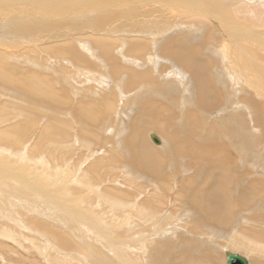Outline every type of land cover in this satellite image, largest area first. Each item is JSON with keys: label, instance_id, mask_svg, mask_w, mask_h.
Wrapping results in <instances>:
<instances>
[{"label": "bare ground", "instance_id": "obj_1", "mask_svg": "<svg viewBox=\"0 0 264 264\" xmlns=\"http://www.w3.org/2000/svg\"><path fill=\"white\" fill-rule=\"evenodd\" d=\"M23 1L24 0H22V2ZM68 1H71V0H68ZM104 1H106V0H104ZM166 1L167 0H165V2ZM179 1L176 0V2H179ZM226 1H228V0H226ZM255 1L254 0H251V1L250 0H237L234 2L233 0H231V2H225L224 6L225 5L229 6V4L233 5V3L237 4L236 5L237 10H235V8H234L235 13L241 14V16L244 19L249 20L254 24H258V22H260L261 24L257 25L258 27H260V25H264V0H260L261 4H259V5H256ZM10 2L13 3L15 1L12 0ZM56 2H55V4H56ZM134 2H136V1H134ZM145 2H147V1H145ZM145 2H144V4H145ZM172 2H173V0H172ZM186 2H187L186 3L187 5H186L185 9H187V10H185L184 7H183V9L181 8L180 10H185L188 13L190 12V13H193L195 16H197L195 18L196 23L208 24L207 22H210L208 24L209 26L207 29L209 32H206V35H208V36L210 35V38H209L210 40L208 42L204 43L201 41L200 44H197V43L193 44L191 42L190 37H188V38L186 37L185 41H184V42H186L185 44H182L179 41L175 42V41H170V39H166V42H168V44L166 46L163 45V47H162L161 45H156L154 47V45L152 44V41H151V43L146 42V41L141 42L142 40L135 38L138 36H134V38L130 37L131 38L130 40L120 41L118 39V41L117 40L113 41V40L104 38V36L103 37L102 36L101 37L100 36L93 37L92 33H90L92 35V38H94V41H92L93 39L90 40V41L94 42L93 47H90L89 45H86V44H80L79 46H76V44L74 42H70V43H66L64 46H63V44H61L63 46L61 48H53V50L57 51L56 53H59L60 55L61 54L67 55V57H69L68 59H70V60L75 55V59L77 60V62L79 64L82 63L85 66L86 65L89 66L92 64L91 67L93 69H95L97 67V66H95V64H96L95 59L97 58L98 61L100 62L99 67H101L100 68L101 71H99L100 76H104L102 79L106 83H111V81L113 79V82L118 81V83L123 86V83L126 82V81H124L125 78L128 76H132L133 78H131V80H130L132 83V86H133L132 88L136 87L135 92H137L138 93L137 95H139V97H136L137 95L134 94L135 99H134V97H131L132 99H134V103L138 104L137 101L142 102L141 99H145L144 97H146V99L148 98L151 100V102H152L151 106H154V109H157V111L154 110L157 113L153 112L154 114H157L156 117H154L155 115L153 116L152 113H151V116H153V117H151V118L149 117V114L148 115L146 114V116H145V112H143L144 115L139 114L140 116H137V117L135 116V118L133 119L134 125H135V132L133 131L134 133L129 135V137H127V135H125L126 133L124 134L125 136L122 134L125 137V139H124V137L121 138L122 135L121 136L119 135L120 138L116 139L115 142H113L114 146L119 147V146H121L120 144L124 143V141H125V144L128 143V145H130L133 148L134 153L132 154L131 160L140 169V170L138 169L139 172L140 171L142 172L141 174H139L140 175L139 178L141 180H145V182H146L145 184L148 186L146 187L145 184L142 185V181H139L138 183H140V185H138L139 187L137 189V192H135L136 189L133 191L134 186H136L135 182H134L135 179H134V177L131 176L132 173L131 174L129 173V175L131 176V179H130L131 181L129 182V185L127 184V186H129L128 187L129 189L126 188V190H131V191H125V193H124V192L119 191V189H118V191H115V189H114V191H112V192L107 190V194H106L107 197L105 199H109L108 202L112 206H109L108 202L106 203V200H102L103 194L99 195V196H97L98 195L97 194L96 196L89 197V199L86 202H84L85 204H83V206L85 207L84 209H86V207H91L97 203H99V206H100L101 202L103 201L102 202V204H103L102 210H103L104 214L102 215V219L107 221L109 224H112V223H116L119 220L121 221V218H122L124 220V222L127 223V226H128V227H126V229H127L126 233H130L132 231L131 227L133 225H135V223L140 224L139 223L140 221L142 222V221H146L149 219H155L157 217V219L159 221L166 223L167 222L166 219L169 218L170 216H172V214H173L172 210H168V209L174 208L176 205H182L185 209L191 208L194 211H196L195 217H194L195 222H196L195 224L198 223L201 226H204L205 228H207L208 230H214V231L218 232L219 234L218 235H210L209 237H206L204 233H202L203 235H187L186 234V236H184V240L178 239V241L175 242L178 244L173 243V247L172 246L170 247V249L171 248L176 249L175 251L178 252V253L176 252L175 256H174V260H175L176 264H224L225 260L221 256V249H224V248L226 249V254L228 252H232L231 250L230 251L228 250L229 248H233L234 250H242V251L248 253L249 256H251L249 258H251L252 264H264V253L261 255V251L264 252V235H263V232H264L263 226L264 225L263 226L259 225V227L263 228V229L261 228L263 231H261V229L257 227V230L253 231V233H252L253 235H251L250 238L244 237L245 236L244 234H243L244 236L238 235V230H237V227L240 226L243 223V221H245V218H246L244 216L245 211H242L243 208L240 209V206L245 205L246 207H248L252 211V212L250 211L251 213H255V214H256V211L258 210L257 208H259V211H260V208L264 207V157L258 158L259 159V161H258L257 159H254L253 155H252L253 158H249V157H251V155H248L250 153L247 154L245 152L249 148L248 143L251 144V141H253L256 145H258L261 142H264V104H263V101L261 100V97H260V96L264 97V36L259 33V31L257 30L258 27L256 28V31H255L251 28V25L248 22H247V24L249 25L248 28L239 27V33L237 35L238 30L236 32V30L234 28L235 26H232L234 24L229 25L228 23H226L227 20L224 21V19L228 17L227 14H226L227 17L224 18V16H223L222 19L223 18L224 19L220 20V16L215 15L213 13V12H216V10H214L213 7H212V10H214V11H211V7L209 9L208 6H206V4L204 5L202 2H199L198 0L197 1L186 0ZM91 3H92V1H91ZM120 3L121 2H119V6H120ZM159 3L162 4L161 1H159ZM168 3L169 2H167V4ZM184 3H185V0H184ZM184 3L181 2V4H184ZM235 4L233 6H230V7H232V8L235 7ZM6 5H7V3H6ZM27 5H28V3H27ZM52 5H53V2H52ZM64 5H66V4H64ZM96 5L99 6L101 4H96ZM48 6H49V4H48ZM105 6H108V4H104L103 6H101V8H104ZM154 6H155V4H154ZM169 6L170 5H168V7H167V5H166L167 8H169ZM5 7H7V6H5ZM157 7H160V6L156 5V8ZM180 7H182V6H180ZM19 8H21V7H19ZM25 8H28V7H25ZM107 8H109V7H107ZM133 8H134V6H133ZM141 8H139V9H141ZM149 8L146 11V12H148V14L150 13ZM222 8L225 10L227 9L226 6L222 7ZM134 9H136V6ZM175 9H176V7H175ZM178 9H177V12H178ZM152 10H151V13L154 12ZM10 11H11V9H9L8 12L6 10V12H4V13H6L8 15V18L5 19V21H0V43L7 42L8 41V40L6 41L7 37L8 38L9 37H15V39H17L19 42L32 38L33 35L35 34L36 30H37V25L35 23L36 21L33 20L34 18L32 19V17H30L29 15H26L27 17L25 18V17L21 16L22 14L20 12H16L17 10L11 11V13H10ZM34 11H32V12H34ZM104 11L106 12V10H104ZM185 11H183L182 13H184ZM234 11H230V13H232ZM109 12H113V11H109ZM144 12L145 11L143 10V14H145ZM171 12L174 13L173 11H171ZM128 13H130V12H128ZM159 13L161 15V12H159ZM178 13H180V12H178ZM188 13L186 14V12H185V15L188 16ZM85 14H87V13H85ZM132 14H134V12L131 13V15ZM140 14H141V12H140ZM155 14H157V13H155ZM222 14H223V12H222ZM69 15H71V14H69ZM111 15L112 14H110V16ZM160 15H159V18H160ZM179 15L177 14V16H179ZM182 15H184V14H182ZM194 15H193V17H194ZM42 16H44V15H42ZM98 16H100V15H98ZM145 16H146V14H145ZM161 16H162L161 18L165 17L163 15H161ZM175 16H176V14H175ZM190 16L188 17L189 21L190 22H191V20L194 21L193 19L190 18ZM78 17H80V15H78ZM137 17H138V14H137ZM230 17H228V18H230ZM1 18H2V16H1ZM104 18H105V16H104ZM111 18H113V17H111ZM111 18H110V20H111ZM114 18H115V16H114ZM120 18H123V15ZM188 18H187V20H188ZM259 18L262 20L259 21L258 20ZM138 19H139V17H138ZM141 19H142V16H141ZM117 21H119V20H117ZM222 21H224V22H222ZM231 21L233 22L234 20H231ZM242 21H244V20H242ZM71 22H74V21H71ZM127 22H128V20L126 21V23ZM143 22H145V21H143ZM128 24H130V22H128ZM236 24L238 25L239 23L237 22ZM96 25H98V24H96ZM112 26H114V25H112ZM119 26H121V25H119ZM153 26L155 27V25H153ZM197 26H198V24L196 25V27ZM129 28H131V27L129 26ZM200 28H201V26H200ZM123 29H124V27H123ZM146 29H147V27H146ZM229 30H231V33H229ZM107 31H108V29H107ZM156 31H158V29ZM195 31H197V30L195 29ZM148 32H150V31H148ZM162 32L163 31L161 30L160 33H162ZM143 33H145V32H143ZM84 34H85V32H84ZM103 34H104V31H103ZM135 34H138V33H135ZM158 34H159V32H158ZM202 34H204V33L202 32ZM197 35H198V33H197ZM197 35H195L196 36L195 38H196V40H199L201 38V36L199 37ZM206 35H203V36L205 37ZM41 36H43V35H41ZM128 36H129V34H128ZM150 36H152V35H150ZM156 36H159V35H156ZM208 36H207V38H208ZM111 38H113V37H111ZM147 38L145 40H148ZM9 39H11V38H9ZM205 40L207 41V39H205ZM211 40L213 43L217 44L218 47L213 48V46L210 45V44H212ZM74 41H76V40H74ZM85 41H83V42H85ZM125 41H126V43L129 42L130 43L129 45L132 46L128 50L127 49L124 50L123 48H125V47L122 48L123 44L125 46L128 45V44H125ZM52 42H54V41H52ZM155 42H156V39H155ZM158 42L159 41L157 40V43ZM13 43H15L14 40H13ZM60 43H61V41H60ZM161 44H165V41L163 40V43H161ZM77 45H78V43H77ZM128 46L126 48H128ZM78 47H80V49L82 51ZM26 48H29V47L26 46ZM26 48H24V49H26ZM31 49H33V48H31ZM117 52L118 53L120 52V54H121L120 56L123 58V62H126L124 65L121 63L122 60H119V62H118V58L116 57ZM54 53H55V51H54ZM122 53H124L125 55H123ZM152 53H155L156 56L152 55ZM15 54H13V55H15ZM27 54H28V52H27ZM26 55H24V56H26ZM33 55L34 54H32V58L34 57ZM126 55L128 57L130 55V57L125 61ZM18 56H19V54H18ZM29 56L31 57V55H29ZM29 56H27V57L29 58ZM167 56L168 57L173 56V57H169L168 59H166ZM27 57H25V58H27ZM160 59H163L164 63H162L160 61ZM29 60H32V59H29ZM165 61L167 64H165ZM4 62H6V61H4ZM20 62L22 64V61H19V63ZM4 65H5V63H4ZM30 66H32V65H30ZM38 68H40V67H38ZM186 68H189L191 72L187 71ZM46 69L48 70V68H46ZM72 70H71V72H72ZM89 70L92 71L91 69H89ZM125 70L129 71V75H127L125 73ZM175 71H177L178 74ZM56 72H58V71H56ZM63 72L64 71H62L61 75L59 74L60 77L62 76V78H63V75H62ZM96 72L98 73L97 70H96ZM11 74H9V72L8 73L5 72L0 67V80H2V82L3 81L6 83L11 82L12 84H14L16 86L22 85V87H24L26 89V90L24 89L25 91L32 92V94H35L37 96H45L48 98V100L51 101V103L53 102V104H55V105L57 104L56 106L59 107V108L56 107L54 109V113L52 114V116L48 122V125L46 124L47 125V127H46L47 133L46 132L45 133L47 134V137L49 139L54 138V141L57 140L58 138H61L62 134L63 135H69L68 131H66V130H68V128L71 131L70 127H72L73 124L71 122H73V121L65 118L66 114H69L71 116L73 115L72 117L76 116L78 118V120L80 119L79 122L82 120L83 122H87V121L91 122L92 125H93V123H95L96 127L93 126V128H95V131L97 130V133L99 135H100V132H103V131H101L103 128V126L101 124H103V125L108 124L110 126L111 130H109L106 134H107V136H110V139H105V138H101V137L99 139H100V141L107 140L106 142H109V144H111L109 140H111L113 136L116 138V134L118 132H121V130H124V129H122V127L124 125L128 126V124H130L132 121L131 117L133 114H131V112H133V111H132L131 107L135 106V104L133 103V100L131 102V103H133L132 105H130V104L127 105V107L128 106L130 107L129 109L127 107H125L123 109V104L119 102V98H118V95H120V93L118 95H117V93H115L116 89H114V90L112 89V86H113L112 84H111L112 85L111 87H110V85L108 86L106 84L107 86H105V84H104V87H106V89L108 87V93L106 94V96H104L102 94V93H105L104 91L102 93H99V92L94 93L95 96L101 97L100 99L97 98L96 102H95V100L93 101V103H89L88 101H87L88 103L85 101L84 102L83 101H77V105L75 107L77 108L79 106L80 108L79 107L77 108V109H79V112L74 113V112L70 111V108L73 107V102L75 103L76 98L74 101L71 100L72 98L70 97V92L73 91V88L70 89L69 85H68L67 89H65V88L63 89L64 95H63V97H60L62 95H58L59 92L57 93L56 88H53L54 86L52 85V83L49 79L45 80V79H43L45 77L41 78L40 76H42V75H40V76L36 75L38 73L32 72V70L29 71L28 73L19 75L18 77L16 76V78L14 77V75H11ZM39 74H40V72H39ZM174 74H177L179 76L178 78L174 77V78H176L175 80H177V81H175L173 79L171 81V78H173ZM80 75H82V74H80ZM46 77H48V76H46ZM64 77L66 78V75ZM192 78H193V80H192ZM228 78L234 79V80L228 81L229 82V84H228V83H226ZM118 79H120V80H118ZM241 79L243 80L242 83L239 81ZM188 80H191V82L190 81L187 82ZM89 81H91V80H89ZM64 82H65V80H64ZM57 83H58V81H57ZM181 83H184L185 85L182 86ZM84 84H86V83H84ZM113 84H115V83H113ZM242 84H245L246 86H248V89L250 91L249 94L245 92V89H243L245 87V85H242ZM121 85H119V86H121ZM129 87H131V86L129 85ZM116 88H118L119 90L118 89L117 90L120 92V88L119 87H116ZM97 89H96V91H97ZM225 90H226V92H225ZM227 90L230 92H227ZM112 91H115V92H112ZM110 92H112V93H110ZM173 93L175 95H172ZM121 95H122V93H121ZM241 95L245 96V100L248 101L250 108L255 110L254 118H255L256 124H254V128L252 130H249V131H247V125L245 124V119H244V116H245L244 113H245L246 108L244 107L243 104H239L237 102V100L239 99V97ZM258 95H260V96H258ZM130 96H132V95H130ZM125 97H126V95H125ZM154 97L161 98V100L156 101L154 99ZM226 98L231 99L233 103L236 102L235 104L238 105L240 108L238 109L236 107H233V109H232V106H235V104H233V105H231L232 110H230V112L227 111L228 109H230V106H228V105L223 106L225 102L224 103L220 102L223 99H225L227 101L228 99H226ZM228 102H229V100H228ZM147 103H149V102L147 101ZM177 105H180V106H177ZM216 105H220V109L219 108L213 109L214 112H212V114H210L209 116L212 115V117H213V122L215 124V125H213V127L215 126L217 128V126H218L220 128V130L219 129L218 130L221 132V135H223L222 134V132H223L225 134V136L223 135L224 137H221L222 140L220 139V136H219V138H217V139H219L218 141L221 140V142L220 143L216 142L217 144H215V141L210 140L211 142H213V144L210 143L211 144L210 145L206 141V139L208 137L203 136L204 131H205V129L203 127L205 125V128H206V124L209 123L208 120H210L211 117L210 118L206 117V119L208 118L206 120L205 115H203V117L200 119H202V121L205 124L202 122L201 124H203V127L200 125V127H202V128H199L197 126V124H199V123H197L196 120L200 117L202 112H199L197 114V112H193V108L204 106V107H206V109L208 108V109L212 110L211 109L212 107L210 108V106H214L216 108L217 107ZM101 106L104 107V110L101 109L102 108ZM138 106H139V104L137 105V107ZM145 106H147V105L145 104ZM151 106H149V107H151ZM75 107L72 109L73 110L76 109ZM140 107H142V109H143V106H140ZM226 107H227V110H226ZM135 108H136V106H135ZM148 108H147L148 111L153 109V108H151V109H148ZM241 109H243V110H241ZM5 110H6V108H5ZM27 110L28 109H26V111ZM138 110H139V107H138ZM182 110H183L184 114H182ZM101 111H103V112H101ZM205 111H209V110H205ZM100 112L103 113V117H100ZM214 114H216V116ZM7 116H9V115H7ZM71 116H69V117H71ZM21 117H22V115H21ZM18 118H19V116H18ZM4 119H5V117H4ZM156 120H157V122H156ZM22 123H23V121L21 122V124ZM179 123H181V125H179L181 127L178 126L179 127L178 128L175 125H177ZM195 123H197V124H195ZM0 124H1V122H0ZM21 124L17 123V124H15V126H13V123H12L13 129L14 130L16 129L15 131L23 134V136L24 135L27 136V133H26L27 130L26 129L21 130V128L23 127V124H22V126H21ZM98 124H99V126H97ZM209 125H210V123L208 124V126ZM258 126H261L262 133L260 131H257ZM210 127H211V125H210ZM125 129H127V128H125ZM152 130H154V131H152ZM212 130L213 129L211 127V131ZM79 131H80V129H79ZM156 131L161 132L160 134L163 136V139H164L163 145L159 146V147L154 146V144L152 145L148 139V136H150L154 132L156 133ZM3 132L0 131V138L2 140H4L5 137L10 138L11 135L4 134ZM122 132L124 133V131H122ZM216 132H218V131L216 130ZM220 132H218L219 135H220ZM146 133H148V135H146ZM218 133H217V135H218ZM94 134H96V133H94ZM207 134H209V130H208ZM17 135H18V133H17ZM95 136H97V135H95ZM206 136H208V135H206ZM209 136H210V134H209ZM215 136H216V134H215ZM185 137L187 138V140H185ZM122 139H124L123 142H122ZM161 139H160V143L162 142ZM58 141H60V139H58ZM90 142H92V141H90ZM51 143H52V141H51ZM109 144H107V145H109ZM126 145H125V148L124 147L123 148L125 149V152L129 153L130 147L126 146ZM52 146L54 147V145H52ZM122 146H123V144H122ZM122 146L120 148H122ZM122 149H118V150L123 153ZM261 149H262V147H260V150ZM121 152H120V154H121ZM51 153H52V156L56 154L55 151L51 152ZM111 153H116V152L115 151L113 152V149H112ZM111 153L109 154L111 156L110 159H112V161L109 162L110 164L116 158V157L114 158V156H112ZM262 156H263V153H262ZM101 157L103 158V156H101ZM121 158H122V156H121ZM106 159H107V157H106ZM124 159L125 158H123V160ZM185 159H187L188 162L190 159H196L194 161L195 164H196V161L198 159H200L201 162H202V160H204L207 162V164L203 165L202 166L203 168L198 169L196 172V175L193 176V178H191L187 181H184V177H182V175H181L182 173H180V172H182L184 170H189V168H192L188 164L185 165V163H184ZM54 160H56L55 157H54ZM127 161H128V159H127ZM38 162H40V161L38 160ZM98 162L100 165H97V166L101 167V163H103V159H101ZM119 162H120V158H119L118 163ZM121 162H122V160H121ZM132 162H131V165L133 166ZM206 162H204V163H206ZM36 163L37 162H35V164ZM177 163H179V165H177ZM56 164H58V163L56 162ZM39 165L40 166L43 165V167H46V166H44V164L41 165V163H39ZM192 165H194V164H192ZM250 165L256 167L254 169V170H256L255 176L254 175L250 176V172L247 171V170H250V169H248V166H250ZM54 166H56V165H54ZM62 166H63V164H62ZM128 166H130V165H128ZM239 166L241 168H243V166H246L247 167V169H245L246 172H239L238 171ZM51 167H52V165H51ZM51 167H47V168L50 169ZM125 167H127V166H125ZM137 167H135V168H137ZM257 168H258V170H257ZM96 169H97V167L95 165V166H93V169H92L93 171L91 170V172L89 171V173H88V171H86V174H90L92 172L98 173V171H96ZM133 169H131V170H133ZM62 170H60V171H62ZM67 170H68V168H67ZM44 171H45V169H44ZM178 171H180V172L178 173ZM25 172H26V170H25ZM48 172H50V171H48ZM48 172H47V174H48ZM64 173L65 172H63V174ZM11 174H12V172H11ZM11 174H9V175H11ZM80 174H81V172H80ZM17 175H18V173H17ZM25 175H26V173H25ZM25 175L23 174L22 176H25ZM95 175L97 176L98 174H95ZM99 175H101L100 172H99ZM0 176H1V174H0ZM62 176H66V175L64 174ZM128 177H127V179H128ZM8 178H10V177H8ZM20 178H22V177H20ZM54 178L56 179V175ZM89 178H90V175L88 177H85V179H83V180L81 179V181L79 182V190L80 191H78V192L81 193L84 191V189H86L87 185L89 184ZM51 179H52V177H51ZM55 179H53V180H55ZM116 179H117V177H116ZM53 180H51V181H53ZM68 181L70 182V180H68ZM118 181H119V178H118ZM72 182H73V180H72ZM93 182H91V183L94 184L95 182L94 183ZM178 183L180 184L179 185L180 187L178 186ZM11 184H12V182H11ZM28 184H30V183H28ZM45 184H46V182H45ZM51 184H53V183H51ZM31 185H33V184H31ZM153 185H155L156 187L154 186L151 190V192L153 191L152 194H150V196L152 195L151 198H144L141 200V203L134 200L135 199L134 194H137V195L140 194L141 197L143 198L141 189L145 190V192H147L148 189ZM88 186L91 187L93 185H88ZM111 188H112V186H111ZM9 189L11 191L9 190L10 191L9 192L7 190L8 193L9 194L12 193V196L16 197L17 199L18 198H24L26 195L24 190L19 189L15 186L10 187ZM104 191H106V190H104ZM48 192H47V194H48ZM101 192H99V193H101ZM75 193H76V191H75ZM110 193H113V194H110ZM9 196H11V194ZM40 196H43V195H40ZM50 196H49V198H50ZM47 197H48V195H47ZM82 197H83V195H82ZM130 200H131V203H133L134 209L131 213L126 214L127 213L126 208L129 206ZM22 205L24 206V204H22ZM94 207H96V206H94ZM166 207H167V209H166ZM93 208H91V209H93ZM76 211H78V210H76ZM91 211H93V210H91ZM96 211H99V208ZM259 211H257V213ZM248 212H249V210H248ZM262 212L263 211H261L259 215L262 214L261 217L264 220V218H263L264 212L263 213ZM70 213L71 214H69V212L67 213L69 216L66 214V217L69 220L74 216V214H72V212H70ZM98 214H99V212H98ZM240 215L242 216L241 218H240ZM78 216H81V215H78ZM86 217H87V215H86ZM239 218H240V220H239ZM258 218L260 219V216ZM135 220H137V221H135ZM252 220H251V218L250 219L247 218V223L245 225L252 224V222L257 223V222H255V221H257L256 218H254V221H252ZM261 222H262V220H261ZM151 223H152V221H150L149 225L154 224V223L153 224H151ZM69 224H71V223H69ZM140 226H141V224H140ZM191 226H192V224H191ZM220 226H222V228ZM251 226H253V225H251ZM254 226H258V224L254 225ZM254 226H253V228L256 229V227H254ZM141 227H143V225ZM195 227L198 230L200 228L198 226H195ZM249 227L250 226H248L247 228H249ZM92 228H93V226H92ZM134 228H135V226H134ZM139 228L137 227V229H139ZM163 228L165 229L166 227L163 226ZM170 228H172V227H170ZM224 228H226V229H224ZM137 229H134V230L140 231ZM155 229L156 228H154V230ZM193 229H192V231H193ZM122 230H124V229H121V231ZM169 230L170 229H168V231ZM250 230H253V229L251 228ZM142 231H144V230H141V232ZM152 231H153V229H152ZM162 231H165V230H162ZM172 231H173V228H172ZM196 231H195V233H196ZM232 231H235L234 235H228L227 236L229 238V240L224 242V247H223L222 246L223 244H221L217 241L218 238L220 237V235H223V233L228 234ZM241 231H243V230H241ZM114 232H115V230H114ZM117 232L119 233L118 235H124L122 232H120V229H118ZM105 233H107V232H105ZM82 234H84V233H81V235ZM162 234H164V233H162ZM191 234H193V233H191ZM165 235H167V234H165ZM175 235H176V233H175ZM58 236H59V234H58ZM246 236L248 237L249 235H246ZM134 237H135V235H134ZM162 237H164V236H162ZM256 237L260 238V239H257ZM97 238H99V237H97ZM182 238H183V236H182ZM202 238H205V240H208V241H201V240H204ZM224 238L226 239V235ZM85 239L86 240H84V241H87V238H85ZM173 241H176V240H173ZM151 243L156 244V242H154V241H152V242L149 241V244H151ZM164 243H165V241H164ZM164 243H163V245H165ZM95 244L96 243H94V245ZM144 244H142V246ZM167 244L169 245V243H167ZM170 244L172 245V243H170ZM133 246L134 245H130L129 246L130 248L128 250H126V254L128 255L129 262L125 263V264H143V263H140V261H139L140 259H138L136 257V255L134 257L132 256L134 253L132 254L130 252V250L132 249ZM145 246H149V245L147 244ZM152 246L154 247V245H152ZM158 246L160 247V245H158ZM158 246H157V248H158ZM149 247L151 248V246H149ZM147 248L144 247V249H147ZM205 248H208V249L205 250ZM151 249H153V248H151ZM159 250L160 251H155L153 249L152 251H150L148 253V258L145 257V255H147V253L144 254L145 251L143 252L141 249H140V251H142V252L140 254L141 255H142V253L144 254V255H142L145 257L144 260H146V258L149 259V260H147V261H149V264H172L173 260H172V262H170L171 259L173 258L172 251L167 252L168 254L165 255L163 252L164 251L163 249H159ZM161 250H163V251H161ZM124 252H125V250H124ZM232 253H235V252H232ZM126 254L124 255L125 257H127ZM142 256H140V257H142ZM141 260H142V258H141ZM145 263H147V262H145ZM249 264H250V262H249Z\"/></svg>", "mask_w": 264, "mask_h": 264}, {"label": "rangeland", "instance_id": "obj_2", "mask_svg": "<svg viewBox=\"0 0 264 264\" xmlns=\"http://www.w3.org/2000/svg\"><path fill=\"white\" fill-rule=\"evenodd\" d=\"M10 1H12V0H0V7H1L0 8V10H1L0 11V21H5V19L8 18V15L6 13H4V12H6V10H7V12L9 9H11V11L17 10L16 12H20L22 14L21 16H23L25 18L27 17L26 15H29L30 17H32V19L34 18L33 20L36 21L35 23L37 25V30H36V32L32 38L27 39L25 41L19 42L17 39H15V37H9L11 39H9L7 37L6 41L7 40L8 41L4 42L6 45L4 43H0V45H1L0 46V49H1L0 50V56H1L0 57V67L5 72H7V73L9 72V74L12 73L11 75H14L15 78H16V76L18 77L19 75L28 73L31 70H32V72L38 73L36 75H39V76L42 75V76H40L41 78L45 77L43 79H45V80L49 79L51 81L52 85L54 86L53 88H56L57 93L59 92L58 95H62L60 97H63V95H64L63 89L64 88L67 89L68 85H69L70 89L73 88V91L70 90L71 91L70 97L72 98L71 100L74 101L76 98L75 103L73 102L72 108H74L77 105V101H83V102L88 101L89 103H93V101L95 100V102H96L97 101L96 99L97 98L100 99L101 97L95 96V94H94L95 92L102 93L104 91L105 93H102V94L104 96H106V94L108 93V87L106 89V87H104V84H105V86L110 85V87L113 85L112 89L113 90L116 89L115 90L116 92L115 91H112V92L117 93V95L120 93V95H118V98H119V102L123 104V109L125 107H127V105H129V104L132 105L134 103L135 95H137L138 93L135 92L136 87L132 88L133 86H132V83L130 81L131 78H133L132 76H128L125 78L124 81H126V82L123 83V86L121 84H119L118 81L113 82V79H112L111 83H106L102 79L104 76H100L99 71H101L100 70L101 67H99L100 62L98 61L97 58L95 59L96 60L95 66H97L99 69L97 67L95 69H93L91 67L92 64L89 66L88 65L85 66L82 63L79 64L77 62V60L75 59V55L72 58L73 60L72 59L70 60V59H68L69 57H67V55L61 54L62 55L61 56L59 53H56L57 51L53 50V48H61L66 43H70V42H74L76 44V46H79L80 44H86V45H89L90 47H93L94 42H92V41H94V38H92V35H93V37H97V36L103 37L104 36V38H107V39H110L113 41L114 40L118 41V39L120 41L130 40L131 38H134V36H138L135 38L142 40L141 42L146 41V42L151 43V41H152V44L154 45V47L156 45H161L162 47H163V45L166 46L168 44V42H166V39H170V41H175V42L179 41L182 44L186 43V42H184L186 37L187 38L190 37L191 42L193 44H196V43L200 44L201 41L206 43L210 40L209 39L210 35L209 36L206 35V32H209L207 29L209 26L208 24L210 22H207L208 24L196 23L195 18L197 16H195L193 13H190V12L188 13L187 11H185V10H187V9H185L186 5H187L186 0H185V3H184V0L183 1L177 0L180 3L176 2V0H173V2H172V0L171 1L167 0L166 2H165V0H125V1L124 0H113V1L112 0H110V1L109 0H106V1H104V0H101V1L100 0H71V1H68V0H55V1L54 0L53 1L52 0L51 1L50 0H43V1L42 0H26L25 1L24 0L23 2H22V0H14L15 1V2H13L14 4ZM91 1H92V3H91ZM134 1H136V2H134ZM145 1H147V2H145ZM159 1H161L162 4H160ZM195 1H197V0H195ZM198 1L202 2L204 5L206 4V6H208L209 9L211 7V11L216 10V12H213V13L215 15L220 16V20H223L225 17H227L226 14L228 15V17L231 16L230 18L227 17L228 19L225 18L224 21L229 20L228 22L226 21V23H228L229 25L234 24L232 26H235L234 28H235L236 32L238 30L237 35L239 33V27L248 28L249 25L247 24V22L251 25V28L255 31H256V28L258 27L257 25L261 24L260 22H258V24H254L251 21L244 19L241 16V14L235 13L234 8H235V10H237L236 9L237 4H235V3H233V5L235 4V7L232 8L230 6H233V5L229 4V6L225 5L228 10L223 9L222 7H225L224 3L225 2H231V0H228V1H226V0L225 1L224 0H213V1L212 0H198ZM233 1L235 2L237 0H233ZM52 2H53V5H52ZM55 2H56V4H55ZM119 2H121L120 6H119ZM144 2H145V4H144ZM167 2H169V3L167 4ZM181 2H183L185 5L181 4ZM6 3H7V5H6ZM27 3H28V5H27ZM255 3H256V5L261 4L260 0H256ZM48 4H49V6H48ZM64 4H66V5H64ZM96 4H101V5L98 6ZM104 4H108V6L101 8V6H103ZM154 4H155V6H154ZM156 5H159L160 7L156 8ZM166 5H167V7H168V5H170L169 8H167ZM5 6H7V7H5ZM133 6H134V8L136 6V9L137 8L138 9L137 10L134 9ZM180 6H182V7H180ZM19 7H21V8H19ZM25 7H28V8H25ZM107 7H109V8H107ZM141 7L142 8L144 7V8L142 9ZM175 7H176V9H175ZM183 7L185 10H180L181 8L183 9ZM212 7L214 10H212ZM139 8H141V9H139ZM148 8L150 11L149 14H148V12H146L148 10ZM177 9H178V12H180V13L177 12ZM104 10H106V12ZM143 10L145 11L144 13L146 14L147 17L145 16V14H143ZM151 10L154 12L151 13ZM170 10L173 11L174 13H172ZM229 10L234 11V12H232L234 15L232 13H230ZM11 11H10V13H11ZM32 11H34V12H32ZM109 11H113V12H109ZM139 11L141 12V14ZM183 11H185L186 14L188 13V16L185 15V12L182 13ZM128 12H130V13H128ZM133 12H134V14L131 15V13H133ZM159 12H161V15H163L165 17L161 18L162 16L160 15ZM222 12H223V14H222ZM85 13H87V14H85ZM155 13H157L158 15ZM181 13L184 15H182ZM69 14H71V15H69ZM110 14H112V15L110 16ZM137 14H138L139 19L137 17ZM175 14H176V16H175ZM177 14L178 15L180 14V15L177 16ZM42 15H44V16H42ZM78 15H80V17H78ZM98 15H100V16H98ZM122 15H123V18H120V17H122ZM140 15L142 16L143 20L141 19ZM148 15L149 16L151 15V16L149 17ZM159 15H160V18H159ZM193 15H194V17H193ZM1 16H2V18H1ZM104 16H105V18H104ZM114 16L116 19L114 18ZM189 16L194 21L191 20V22H190L189 18H188ZM223 16H224V18L222 19ZM111 17H113L114 19ZM110 18H111V20H110ZM187 18H188V20H187ZM230 19L234 20V21L232 22ZM117 20H119V21H117ZM127 20H128V22H130L131 25L128 24V22L126 23ZM235 20L239 23L238 25L236 24L237 22ZM242 20H244V21H242ZM258 20L261 21L262 19L259 18ZM71 21H74V22H71ZM143 21H145V22H143ZM224 21H222V22H224ZM109 22L110 23L112 22V23L110 24ZM96 24H98V25H96ZM197 24H198V26L196 27ZM112 25H114V26H112ZM119 25H121V26H119ZM153 25H155V27ZM199 25L201 26V28ZM129 26L131 28H129ZM123 27H124V29H123ZM146 27H147V29H146ZM194 28L197 31H195ZM107 29H108V31H107ZM157 29H158V31H156ZM161 30L163 31L162 33H160ZM257 30L259 31V33L261 35L264 36V25H260V27H258ZM103 31H104V34H103ZM148 31H150V32H148ZM201 31L204 34H202ZM84 32H85V34H84ZM143 32H145V33H143ZM158 32H159V34H158ZM90 33H92V35ZM135 33H138V34H135ZM197 33H198V35H197ZM229 33H231V30H229ZM128 34H129V36H128ZM41 35H43V36H41ZM150 35H152V36H150ZM156 35H159V36H156ZM195 35H197L199 37L201 36V38L199 40H196ZM203 35H206V36L204 37ZM207 36H208V38H207ZM111 37H113V38H111ZM146 38L149 41L145 40ZM155 39H156V42H155ZM205 39H207V41ZM13 40L15 41V43H13ZM74 40H76L77 42ZM82 40L83 41L86 40L87 42L85 41L86 42L85 43ZM90 40H92V41H90ZM157 40L159 41L158 43H157ZM163 40L165 41V44H161V43H163ZM52 41H54V42H52ZM60 41H61V43H60ZM211 42H212V40H211ZM77 43H78V45H77ZM61 44H63V46ZM125 44L129 45L130 43L129 42L126 43V41H125ZM214 44L215 43L212 42V44H210V45H212L213 48L218 47L217 44H215V45ZM128 45L125 46L123 44V46L122 45L121 46H122V48L125 47V48H123L124 50L125 49L128 50L129 48L132 47L131 45H129V46ZM26 46H28L29 48H26ZM127 46H128V48H126ZM24 48H26V49H24ZM31 48H33L34 50ZM78 48L80 49V47H78ZM54 51H55V53H54ZM27 52H28V54H27ZM13 54H15V55H13ZM18 54H19V56H18ZM32 54H34L33 58H32ZM122 54L125 55L124 53H122ZM24 55H26V56H24ZM29 55H31V57ZM120 55H121L120 52L116 53V57L118 58V62H119V60H122L121 63L124 65L126 62H123V58ZM152 55L156 56L155 53H152ZM27 56H29V58ZM25 57H27V58H25ZM129 57H130V55H129ZM129 57L126 55L125 61ZM169 57H173V56H169ZM169 57L167 56L166 59H168ZM29 59H32V60H29ZM4 61H6V62H4ZM19 61H22V64H21V62L19 63ZM160 61L162 63H164L163 59H160ZM4 63H5V65H4ZM165 64H167L166 61H165ZM30 65H32V66H30ZM38 67H40V68H38ZM46 68H48V70ZM89 69H91L92 71H90ZM186 69H187V71H190L189 68H186ZM71 70H72V72H71ZM96 70L98 71V73L96 72ZM56 71H58V72H56ZM62 71H64L62 74L63 78H62V76L60 77ZM39 72H40V74H39ZM175 72L177 73V71H175ZM125 73L127 75H129V71L125 70ZM80 74H82V75H80ZM177 74H174L173 78H171V81H172V79L173 80L176 79L174 77H177V78L179 77ZM65 75H66V78L64 77ZM46 76H48V77H46ZM229 78L226 81V83H228V84H229L228 81L234 80V79H229ZM120 79H118V80H120ZM64 80H65V82H64ZM89 80H91V81H89ZM192 80H193V78H192ZM57 81H58V83H57ZM175 81H177V80H175ZM189 81L191 82V80H188L187 82H189ZM239 81L242 83L243 80L241 79ZM84 83H86V84H84ZM113 83H115V84H113ZM119 85H121V86H119ZM129 85L131 87H129ZM181 85L184 86L185 84L181 83ZM242 85H245V84H242ZM116 87L120 88V92L118 91L119 89ZM24 89L25 88L22 87V85L16 86V85L12 84L11 82L6 83V82H4V81L2 82V80H0V122H1L0 131L3 132L5 130L3 132L4 134L11 135L10 138L5 137L4 140H2L0 138V166L2 167V168L0 167V174H1V176H0V264H110V263L111 264H125V263L129 262L128 255L126 254V250H128L130 248L129 247L130 245H134L132 247V249L130 250V252L132 254L133 253L134 254L133 255L131 253L130 254L133 257L136 255V257L138 259H140L139 260L140 263H143V264L148 263L149 264V261H147V260H149V259H147L148 253L150 251H152L153 249L155 251H160L159 249H163L164 251L163 250H161V251H163L165 255L168 254L167 252L172 251L173 258L171 259L170 262H172V260H173V263L176 264V262L174 260V256H175V253L177 251H175L176 249H172V248L170 249V247L171 246L173 247V243L177 242L178 239L184 240V236H186V234L187 235H203L202 233H204L206 237H209L210 235H218L219 234L218 232H216L214 230H208L207 228H205L204 226H201L198 223L195 224L196 222H195L194 217H195L196 211H194L191 208L185 209L182 205H176L174 208L168 209V210H172L173 214H172V216H170L169 218L166 219L167 220L166 223L159 221L157 219V217L155 219H149L146 221H142L143 223L140 221L139 223L141 224V226L143 225V227H141L140 224L135 223V225H133L131 227L132 231L130 233H126V230H127L126 227H128V226H127V223H125L122 218H121L122 222L119 220V221H117L118 223L116 222V223H112V224H109L107 221L102 219V215L104 214V212L102 210V208H103L102 202L103 201L101 202L102 206L101 205L99 206V203H97L91 207H86V209H84L85 208L83 206V204H85L84 202H86L89 199V197H91V196H96L97 194H98L97 196H99V195L103 194L102 200H106V203H107L109 200V199H105L107 197V195H106L107 190L112 192V191H114V189H115V191H118V189H119V191L124 192V193H125V191H131V190H126V188L129 187V186H127V184L129 185V182L131 181L130 180L131 176L134 177V179H135L134 182H135L136 186H134V189H133V191L136 189L135 192H137V189L139 187L138 185H140V183H138L139 181H142V185H144L146 183L145 180H141L139 178V176H140L139 174H141L142 172L141 171L139 172L140 169L132 162L131 158H132V154L134 153V150L130 145H128V143H126L127 145L125 144V141H124L125 137L124 136L127 135V137H129V135H131L132 133L135 132V125H134V120H133L135 118V116L137 117L140 115H144L143 112H145V116H146V114L147 115L149 114L150 118L153 117L154 115H155L154 117L157 116V114L153 113V112L157 113L156 112L157 109H154V106H151L152 102L150 99H148V98L146 99V97H144L145 99H141L142 102L137 101V103L139 104V106H138L139 110L137 107L138 104L134 103L137 109L135 108V106L131 107L132 111H133V112H131V114H133L131 117V120H132L131 123L128 124V126L124 125L122 127V129H124V130H121V132H118L116 134V138L112 135L113 136L112 139L109 140L111 144H109V142H106L107 140L100 141V139H99L100 137L105 138V139H110V136H107V134H106L109 130H111V128L108 124H104V125L101 124L103 126L101 131H103V132H100V135H99L97 133V130L95 131V128H93V126L96 127L95 123H93V125H92L91 122H88V121L83 122L81 120L79 122L80 119L78 120V118L76 116L72 117L73 115L71 116L69 114H66L65 115L66 117L64 116L65 118L73 121V122H71L73 124L72 127H70L71 131L69 128H68V130H66V131H68L69 135H63L62 134L61 138H58V139H60V141H58V139L54 141V138L49 139L47 137L46 127L48 125V122H49L52 114L54 113V109L56 107L57 108H59V107L56 106L57 104L55 105V104H53V102L51 103V101L48 100L47 97L37 96L35 94H32V92L25 91L26 89L25 90ZM96 89H97V91H96ZM243 89H245V92L249 94L250 91L248 89V86L245 85V87ZM112 92H110V93H112ZM225 92H226V90H225ZM227 92H230V91L227 90ZM121 93H122V95H121ZM125 95H126V97H125ZM130 95H132V96H130ZM172 95H175V94L173 93ZM258 96H260V95H258ZM131 97H134V99H132ZM136 97H139V95H137ZM260 97H261V100L263 101V104H264V97H262V96H260ZM154 99L156 101L161 100V98H157V97H154ZM226 99H228V98H226ZM132 100H133V103H131ZM223 100L220 102L221 103L225 102L224 105L222 104L223 106H227V105L230 106V109H228V110L226 107V110L229 112H230V110L233 109V107H236L238 109L240 108L238 105L235 104L236 102L233 103L231 99H228L229 102H228V100L227 101L225 99H223ZM147 101L149 103H147ZM237 102L239 104H243L244 107L246 108L245 113H244L245 114V116H244L245 124L247 125V131L252 130L254 128V124H256L255 118H254L255 110L250 108L249 103L247 100H245L244 95H241L239 97V99L237 100ZM145 104L147 106H145ZM233 104H235V106H232V109H231V105H233ZM140 106H143V109ZM149 106H151V107H149ZM177 106H180V105H177ZM216 106H217L216 108L214 106H210V108L212 107L211 108L212 110H210L208 108L206 109V107H204V106H201L202 108L201 107L193 108V112H197V114L199 112H202V114L200 113L201 114L200 117L196 120V122L199 124L195 123V124H197V126L199 128L203 127V124H201L203 121H202V119H200L203 117V115H205V119H206V117H208V118L211 117L210 120H208V121H209L213 130L211 131L210 125L208 126L209 123L206 124V128H205V125L203 127L205 129L203 136L208 137L207 139L205 138L208 144H210V143L213 144V142H211L210 140L215 141V144L220 143L222 140L221 137L225 136V134L223 132H222V134L224 136L221 135V132L219 131L220 128L217 125H216L217 128L215 126L213 127V125H215L213 122V117H212V115L209 116L210 114H212V112H214L213 109H218V108L220 109V105H216ZM146 107L147 108L149 107L148 109H151V108H153V109L148 111ZM5 108H6V110H5ZM72 108H70V111H72L74 113L79 112V109H77L76 107H75L76 109H74V110ZM127 108L129 109L130 107L128 106ZM26 109H28V110L26 111ZM101 109L104 110V107H102ZM154 110H156V111H154ZM205 110H209V111H205ZM241 110H243V109H241ZM101 112H103V111H101ZM101 112H100V117H103V113H101ZM151 113L153 116H151ZM182 114H184L183 110H182ZM7 115H9V116H7ZM21 115H22V117H21ZM214 115L216 116V114H214ZM18 116L20 119L18 118ZM69 116H71V117H69ZM4 117H5V119H4ZM22 121H23V123H22L23 127L21 128V130L22 129L27 130L26 131L27 136L24 135L25 137L23 136V134L16 132L15 131L16 129L15 130L13 129V126H15V124H17V123L21 124ZM156 122H157V120H156ZM12 123H13V126H12ZM22 124H21V126H22ZM179 125H181V123H179L175 126L178 127ZM200 125L202 127H200ZM97 126H99V124ZM179 127H181V126H179ZM125 128H127V129H125ZM79 129H80V131H79ZM208 130H209L210 136H209V134H207ZM216 130L218 132H220V135L218 132H216ZM122 131H124V133ZM152 131H154V130H152ZM257 131H260L262 133L261 126H258ZM157 132L158 131H156V133L155 132L154 133L160 139L161 138L163 139V136L160 134L161 132H158V133ZM17 133L19 136L17 135ZM94 133H96V134H94ZM217 133H218V135H217ZM122 134L123 135L125 134V135L123 136ZM205 134L208 136H206ZM215 134H216V136H215ZM95 135H97V136H95ZM119 135L120 136L122 135L121 138L124 137V139H122V142L124 141V143L121 142L123 144V146H122V144H120V145L122 146V148L123 147L125 148V145L129 146L130 147L129 153L125 152L124 148L123 149L120 148L121 146H119V147L114 146L113 142H115L116 139L120 138ZM146 135H148V133H146ZM219 136L221 139L220 141H218L219 139H217V138H219ZM148 139L151 142V144L152 145L154 144V146H156V147L162 146L164 143V139L163 140L161 139L162 142L160 144L154 143L151 140L150 136H148ZM185 140H187L186 137H185ZM51 141H52V143H51ZM90 141H92V142H90ZM106 143L109 145H107ZM52 145H54V147ZM248 147L249 148L245 152L247 154L250 153V154H248V155H251V157H249V158L254 157V159H257L259 161L258 158L264 157V148H263L264 142H261L258 145H256L253 141H251V144L248 143ZM260 147H262L261 150H260ZM112 149H113V152L115 151L116 153H111ZM118 149H122V151L125 155L121 151H119ZM54 151L56 154L52 156L51 152H54ZM120 152H121V154H120ZM110 153L112 156H114V158L116 157L115 160H113V162L111 164L109 163L112 161V159H110L111 158V156L109 155ZM262 153H263V156H262ZM252 155H253V157H252ZM101 156H103V158ZM121 156H122V158H121ZM54 157L56 158V160H54ZM106 157L109 161L106 159ZM119 158H120V162H119L120 164L118 163ZM123 158H125V159L123 160ZM126 158L128 159V161ZM101 159H103V163H104V164L101 163L102 168L97 166V165H100L98 161H100ZM38 160L40 162H38ZM121 160H122V162H121ZM195 160L196 159H190L188 162V160L185 159V162H184L185 165L188 164L192 168H189V170H184L182 172L178 171V173L179 172L182 173L181 175H182V177H184V181H187V180L193 178V176L196 175L197 170L203 168L202 166L207 164L206 161L202 160V162H201L200 159H198L196 161V164H195V162H194ZM35 162H37V163L35 164ZM56 162L58 164H56ZM131 162H132L133 166L131 165ZM204 162H206V163H204ZM39 163H41V165L44 164V166H46V167H43V165L40 166ZM62 164H63V166H62ZM192 164H194V165H192ZM51 165H52V167H51ZM54 165H56V166H54ZM95 165L97 167L96 171H98V173H96L94 171L95 173L92 172L90 174H86V171H88V173H89V171L91 172V170L93 169V166H95ZM128 165H130V166H128ZM177 165H179V163H177ZM125 166H127V167H125ZM47 167H51V168L49 169ZM135 167H137V168H135ZM67 168H68V170H67ZM130 168L131 169L134 168L135 170L134 169L131 170ZM255 168L256 167L251 166V165L248 166V169H250V170H247V171L250 172V176H252V175L255 176V172H256V170H254ZM44 169H45V171H44ZM245 169H247L246 166H243V168H241L239 166L238 171L239 172H246ZM25 170H26V172H25ZM60 170L65 172L64 174L66 176H62L64 174ZM257 170H258V168H257ZM48 171H50V172H48ZM11 172H12V174H11ZM47 172H48V174H47ZM80 172H81V174H80ZM99 172L101 175H99ZM17 173H18V175H17ZM22 173L24 175L26 173V175L22 176L23 175ZM129 173L130 174L132 173L131 176L129 175ZM9 174H11V175H9ZM95 174H98V175L96 176ZM55 175H56V179L54 178ZM89 175H90V178H89V184L88 185H93V186L89 187L87 185L86 189H84L83 192H81V193L78 192V191H80L79 190V182L81 181V179L83 180V179H85V177H88ZM19 176L22 178H20ZM8 177H10V178H8ZM51 177H52V179H51ZM116 177H117V179H116ZM127 177H128V179H127ZM118 178H119V181H118ZM53 179H55V180H53ZM51 180H53V181H51ZM68 180H70V182ZM72 180L74 183L72 182ZM11 182H12V184H11ZM45 182H46V184H45ZM91 182H93L95 185L92 184ZM28 183H30V184H28ZM51 183H53V184H51ZM31 184H33L34 186ZM179 185L180 184L178 183V186ZM14 186L25 191L26 195L24 198H18L17 199L16 197L12 196V193H10L11 196H9L10 195L8 193V191L10 190L9 188L14 187ZM111 186H112V188H111ZM147 186L148 185H146V187ZM154 186L155 185L151 186L147 192H145V190L141 189L143 198L141 197L140 194H138V195L134 194L135 195L134 200L141 203L142 199L151 198L152 195L150 196V194H152L153 191L151 192V190ZM104 190H106V191H104ZM46 191L47 192L49 191L48 194ZM75 191H76V193H75ZM99 192H101V193H99ZM110 194H113V193H110ZM40 195H43V196H40ZM47 195H48V197H47ZM82 195H83V197H82ZM49 196H50V198H49ZM22 204H24V206ZM108 204H109V206H112V205H110L109 202H108ZM94 206H96V207H94ZM97 207L99 208V211H96V210H98ZM91 208H93V209H91ZM126 209H127L126 214H129L133 211L134 206H133V203H131V200H130L129 206ZM166 209H167V207H166ZM240 209H242V211H245L244 216L246 218L244 217L245 218V221H243L244 224L242 223L240 226L237 227L238 235H242V236L245 235L244 237L250 238L251 235H253L252 234L253 231L257 230V227L260 229L262 228V227H259V225L260 226L264 225V223H263L264 220L261 217L262 214L259 215L261 211L264 212V207L260 208V211H259V208H257L258 209L257 211H259V212L257 213V211H256V214L251 213L252 211L248 207H246L245 205L240 206ZM76 210H78V211H76ZM91 210H93V211H91ZM248 210H249V212H248ZM68 212H69V214H71L70 212H72V214H74V216L72 218L70 217L71 218L70 220L67 219V217H66V214ZM98 212H99V214H98ZM78 215H81L82 217L78 216ZM86 215L88 218L86 217ZM259 216H260V219L258 218ZM241 217L242 216L240 215V218ZM240 218H239V220H240ZM247 218L248 219L251 218V220L253 219L252 221H254V218H256L257 221H255V222H257V223L252 222V224L245 225L247 223ZM261 220H262V222H261ZM135 221H137V220H135ZM150 221H152L151 224H153V223L154 224L149 225ZM69 223H71V224H69ZM191 224H192V226H191ZM256 224H258V226H254ZM251 225L256 227V229L253 228V226H251ZM92 226H93V228H92ZM134 226H135V228H134ZM163 226L166 228L164 229ZM195 226H198L201 229L199 228V230H198ZM248 226H250L249 228L250 229L252 228L253 230H250L249 228H247ZM137 227L138 228L140 227V228L137 229ZM170 227L173 228V231H172V228H170ZM220 227L222 228V226H220ZM133 228L140 230V231H136ZM154 228H156V229L154 230ZM116 229L117 230L120 229V232H122L124 235H118L119 233L117 232ZM121 229H124V230L121 231ZM152 229H153V231H152ZM168 229H170L169 230L170 232L168 231ZM192 229H193V231H192ZM224 229H226V228H224ZM262 229H261V231L264 230V229L263 230ZM114 230L116 233L114 232ZM141 230H144V231L141 232ZM162 230H165L166 232L162 231ZM241 230H243V231H241ZM195 231H196V233H195ZM105 232H107V233H105ZM174 232L176 233V235ZM234 232L235 231H232L228 234L223 233V235H220V237L218 238L217 241L219 243L223 244L222 246L224 247V242L229 240V238L227 236L228 235H234ZM81 233H84V234L81 235ZM162 233H164V234H162ZM191 233H193V234H191ZM58 234H59V236H58ZM165 234H167V235H165ZM134 235H135V237H134ZM225 235H226V239L224 238ZM246 235H249V236L247 237ZM263 235H264V232H263ZM162 236H164V237H162ZM182 236H183V238H182ZM97 237H99V238H97ZM85 238H87V241H84V240H86ZM172 239L176 240V241H173ZM202 239H204V240H201V241H208V240H205V238H202ZM257 239H260V238H257ZM149 241H151V242L154 241V242H156V244L155 243L149 244ZM164 241H165V243H164ZM166 242L169 243V245ZM94 243H96V244L94 245ZM163 243L165 245H163ZM170 243H172V245ZM142 244H144L143 246L145 248H147V247L148 248L144 249ZM147 244L149 246H151V248H153V249H151L149 246H145ZM175 244H178V243H175ZM152 245H154V247ZM158 245H160L161 248ZM157 246L159 249L157 248ZM140 249L143 252L145 251L144 254L147 253V255H145V257H147L146 260H144L145 257L142 256L144 254L143 253H142V255L140 254L142 252V251H140ZM206 249H208V248H205V250ZM124 250H125V252H124ZM228 250L229 251L231 250L232 252H235V253H238V254L244 256L245 258H247L249 260L250 264H252L251 258H249L251 256H249L248 253H246L242 250H234L233 248H229ZM124 253L126 254L127 257L124 256L125 255ZM263 253L264 252L261 251V255ZM140 256H142V257H140ZM221 256L225 260L224 264H226L227 258H226V249L225 248L221 249ZM141 258H142V260H141ZM145 262H147V263H145Z\"/></svg>", "mask_w": 264, "mask_h": 264}, {"label": "water", "instance_id": "obj_3", "mask_svg": "<svg viewBox=\"0 0 264 264\" xmlns=\"http://www.w3.org/2000/svg\"><path fill=\"white\" fill-rule=\"evenodd\" d=\"M151 140L156 143L160 144V139L153 133L150 135ZM227 257V264H249V261L242 255L238 253L228 252L226 254Z\"/></svg>", "mask_w": 264, "mask_h": 264}]
</instances>
